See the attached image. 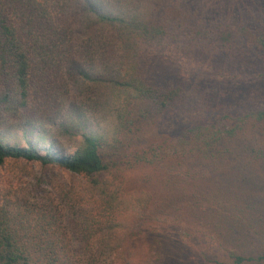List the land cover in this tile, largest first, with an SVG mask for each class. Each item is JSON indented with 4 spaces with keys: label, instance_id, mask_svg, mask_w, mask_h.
<instances>
[{
    "label": "trees",
    "instance_id": "obj_1",
    "mask_svg": "<svg viewBox=\"0 0 264 264\" xmlns=\"http://www.w3.org/2000/svg\"><path fill=\"white\" fill-rule=\"evenodd\" d=\"M71 13L87 32L111 34L112 48L104 58L78 54ZM244 41L264 53V25L207 24L170 0H0V165L9 160L39 162L86 177L97 205L79 213L83 247L101 243L119 264L138 263L140 254L132 243L142 225L166 220L171 212L182 211L185 201H220L219 193L189 194L174 184L171 194L154 200L142 188L123 186L113 173L111 150L129 148L144 137L147 126L188 110L192 118L185 120L180 142L192 144L199 159L223 158L234 151L226 144L239 139V130L264 122V102L237 117L210 115L195 92L156 74L142 57L144 49H217ZM75 87L102 91L104 98L94 106L69 105ZM60 138H69L75 151H66ZM237 152L247 159L264 156L253 144ZM125 155L135 158L131 167L157 166L165 160L156 147H136ZM228 257L229 262L213 261L264 264V251H231ZM147 260L144 256L142 264H149ZM0 264H82L64 204L0 187Z\"/></svg>",
    "mask_w": 264,
    "mask_h": 264
},
{
    "label": "rangeland",
    "instance_id": "obj_2",
    "mask_svg": "<svg viewBox=\"0 0 264 264\" xmlns=\"http://www.w3.org/2000/svg\"><path fill=\"white\" fill-rule=\"evenodd\" d=\"M170 1L207 24L264 25V0ZM69 17L75 28L78 54L84 59L104 58V53L112 48L111 34L103 30L89 33L74 19V14ZM142 57L159 76L195 92L199 104L210 115L237 117L253 104L264 102V53L251 41L217 49L148 46ZM69 97V105L81 107L94 106L104 98L102 91L89 93L77 87ZM183 113L176 117L167 115L158 124L147 126L144 137L126 145L129 148L120 147L121 152L111 150L116 162L113 173L118 174L126 188H142L154 200L171 194L176 184L188 193L217 192L220 201H185L182 211L171 212L166 220L142 225L132 243L134 252L140 254L138 263L142 264L147 256L149 264H215L213 260L229 262L231 251L259 254L264 251V156L247 159L237 149L253 144L264 151V122L239 130V139L226 144L234 151L223 158L199 159L192 144L180 142L185 120L192 118L188 110ZM60 143L68 152L76 149L69 138H60ZM136 147H156L165 160L157 166L131 167L135 158L125 154ZM193 182H202L204 186H192ZM87 186L86 177L59 165L14 160L0 165V187L4 190L46 196L64 204L66 223L82 264H119L100 242L88 250L83 247L79 213L82 208L97 205ZM93 253L95 256L91 257ZM138 263L136 259L135 264Z\"/></svg>",
    "mask_w": 264,
    "mask_h": 264
}]
</instances>
